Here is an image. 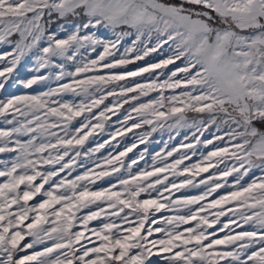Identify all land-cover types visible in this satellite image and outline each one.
Wrapping results in <instances>:
<instances>
[{
    "label": "snow or ice",
    "instance_id": "1",
    "mask_svg": "<svg viewBox=\"0 0 264 264\" xmlns=\"http://www.w3.org/2000/svg\"><path fill=\"white\" fill-rule=\"evenodd\" d=\"M0 264H264V0H0Z\"/></svg>",
    "mask_w": 264,
    "mask_h": 264
},
{
    "label": "rangeland",
    "instance_id": "2",
    "mask_svg": "<svg viewBox=\"0 0 264 264\" xmlns=\"http://www.w3.org/2000/svg\"><path fill=\"white\" fill-rule=\"evenodd\" d=\"M141 63H143V62H141ZM169 67H171V66H169ZM129 137H131V133H129ZM154 138L156 140H158V141L161 140V138H163L164 140H167L168 134L167 133H164L163 134V137H161V134L160 133H156V134H154ZM182 138H183L182 136L176 137V141H173V143H177ZM124 142L125 143H130L131 140L129 138H126ZM162 146H163L162 144H153V145L150 146L149 151L152 152V153H154V152L158 151ZM140 147L143 148V145H141ZM147 159H148V163L150 164L151 163L150 158H147ZM143 163L144 162L142 161L141 164L143 165ZM193 194H195V193H193ZM169 214H171V213H169Z\"/></svg>",
    "mask_w": 264,
    "mask_h": 264
}]
</instances>
